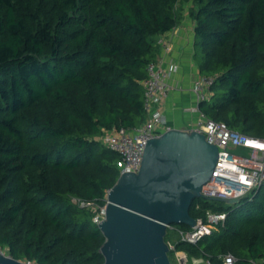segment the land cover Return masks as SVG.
Listing matches in <instances>:
<instances>
[{
    "label": "trees",
    "instance_id": "trees-1",
    "mask_svg": "<svg viewBox=\"0 0 264 264\" xmlns=\"http://www.w3.org/2000/svg\"><path fill=\"white\" fill-rule=\"evenodd\" d=\"M180 1L0 0L5 254L31 264L103 263L93 215L121 157L100 136L145 120L146 66L158 57V36L179 22ZM191 1L193 58L213 79L200 112L264 137V0ZM209 201H194L190 214L224 211L225 219L195 243L179 239L188 225L173 224L176 238L165 236L173 251L210 264L228 253L234 264L264 261V186L237 203Z\"/></svg>",
    "mask_w": 264,
    "mask_h": 264
},
{
    "label": "water",
    "instance_id": "water-1",
    "mask_svg": "<svg viewBox=\"0 0 264 264\" xmlns=\"http://www.w3.org/2000/svg\"><path fill=\"white\" fill-rule=\"evenodd\" d=\"M146 141L138 171L122 172L107 191L98 223L105 237L102 264H172L168 228L196 223L189 209L211 177L217 146L196 129L175 126ZM0 264L31 263L0 252Z\"/></svg>",
    "mask_w": 264,
    "mask_h": 264
},
{
    "label": "built area",
    "instance_id": "built-area-1",
    "mask_svg": "<svg viewBox=\"0 0 264 264\" xmlns=\"http://www.w3.org/2000/svg\"><path fill=\"white\" fill-rule=\"evenodd\" d=\"M158 45L167 49L169 43L163 38L157 39ZM176 65L169 69L162 67L157 61H150L147 66V77L143 80L145 120L136 126L118 127L103 130L100 136L102 143L120 155L119 174L122 172H137L140 167L147 139L159 136L171 126L168 124L162 108L168 98L171 86L167 78ZM213 79L201 75L193 82V92L197 103L207 98L209 86ZM193 129L203 133L209 143L218 148V158L209 180L201 188V196L208 199L223 200L237 198L241 200L255 189L264 186V137L250 136L232 130L223 121H213L204 117ZM232 147L249 149L247 156L234 154ZM80 206L90 203L78 201ZM105 205L100 206L93 215V221L99 223L104 218ZM224 211H206V219L196 218V223L187 231L178 230L179 239L195 243L203 236L211 233L218 222L225 219ZM170 250L174 243L167 241ZM0 252L2 249L0 248ZM5 254V253H4ZM7 255V254H6ZM9 256V255H8ZM231 254L222 257V264H234ZM254 264H264V261H254Z\"/></svg>",
    "mask_w": 264,
    "mask_h": 264
},
{
    "label": "crops",
    "instance_id": "crops-1",
    "mask_svg": "<svg viewBox=\"0 0 264 264\" xmlns=\"http://www.w3.org/2000/svg\"><path fill=\"white\" fill-rule=\"evenodd\" d=\"M181 13L176 26L158 36L169 43V48L159 45L156 61L166 69L177 66L167 78L171 91L162 106L168 124L191 129L202 119L199 103L193 92V82L201 74L193 58V20L188 11L182 10ZM188 258L185 252L175 251L172 264H188V261L190 264H210L202 258Z\"/></svg>",
    "mask_w": 264,
    "mask_h": 264
},
{
    "label": "rangeland",
    "instance_id": "rangeland-1",
    "mask_svg": "<svg viewBox=\"0 0 264 264\" xmlns=\"http://www.w3.org/2000/svg\"><path fill=\"white\" fill-rule=\"evenodd\" d=\"M192 5H193V2L191 0H181L180 3H179V5H178V7H177V10L178 11L185 10V11H188V13H189L190 12V8L192 7ZM231 151L234 154L244 155V156H247L250 153V150L249 149H245V148H242V147H232L231 148ZM208 200H210L209 202L212 203V204H214V205H217L218 204V201L217 200L204 198L202 196L196 198L194 201H196L199 204H202L203 202L208 201ZM224 204H231V203L224 202ZM174 225L176 226L177 224H174ZM175 226L172 225L171 227H173V228H170V227H169L170 229L168 228V231H167V233L165 235L167 238H169V237H171L172 239H175L176 238V234L177 233H176V230L174 229V228H176ZM2 251H4V249ZM174 254H175V252L173 250H170L168 252L169 258L171 259L172 263L174 262ZM188 264H190V261H188Z\"/></svg>",
    "mask_w": 264,
    "mask_h": 264
}]
</instances>
